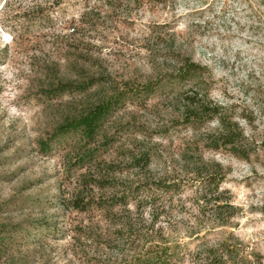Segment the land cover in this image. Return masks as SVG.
<instances>
[{
  "label": "rangeland",
  "instance_id": "obj_1",
  "mask_svg": "<svg viewBox=\"0 0 264 264\" xmlns=\"http://www.w3.org/2000/svg\"><path fill=\"white\" fill-rule=\"evenodd\" d=\"M187 59L203 81L138 94ZM124 88L93 140L54 136ZM150 245L264 264V0H0V264Z\"/></svg>",
  "mask_w": 264,
  "mask_h": 264
},
{
  "label": "trees",
  "instance_id": "obj_2",
  "mask_svg": "<svg viewBox=\"0 0 264 264\" xmlns=\"http://www.w3.org/2000/svg\"><path fill=\"white\" fill-rule=\"evenodd\" d=\"M183 62V61H182ZM202 67L199 64L192 62L190 59L184 60L183 66L178 69L175 73H166L161 75L155 82H150L147 84H141L138 88V94L141 96L142 93L146 95L150 92H154L156 87H164V81L168 85H177L185 81L191 80L196 77H200L201 81L203 73L201 72ZM89 82L84 81L79 84H70L65 83L63 85L57 86L56 91H63L69 86H74V88H82L89 86ZM200 83H198V86ZM135 90V89H134ZM197 96V94H195ZM127 96V89H116L106 98L99 101L92 108H90L86 113L71 119H67L65 123L58 126L57 130L53 133L54 136L64 135L71 131H77L80 133L81 137L86 141H91L94 139L97 131L103 124V121L106 119L107 115L110 114L111 110L116 107L123 99ZM141 98V97H139ZM189 99V98H188ZM193 102V98L189 99ZM189 101V102H190ZM193 120H198L200 118V111L191 112ZM188 117V119L192 118ZM230 137V134H227L225 138ZM48 144V143H47ZM46 143H42L43 148H47ZM94 151H88V158H92ZM167 187V186H165ZM175 256V251L169 245H150L145 248L140 254L135 256L133 260L125 264H165L170 262L171 259Z\"/></svg>",
  "mask_w": 264,
  "mask_h": 264
}]
</instances>
